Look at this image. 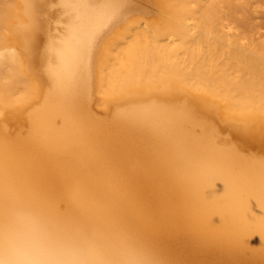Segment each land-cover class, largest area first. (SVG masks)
I'll use <instances>...</instances> for the list:
<instances>
[{
	"label": "bare ground",
	"instance_id": "obj_1",
	"mask_svg": "<svg viewBox=\"0 0 264 264\" xmlns=\"http://www.w3.org/2000/svg\"><path fill=\"white\" fill-rule=\"evenodd\" d=\"M134 1L0 0V264H264L261 0Z\"/></svg>",
	"mask_w": 264,
	"mask_h": 264
},
{
	"label": "rangeland",
	"instance_id": "obj_2",
	"mask_svg": "<svg viewBox=\"0 0 264 264\" xmlns=\"http://www.w3.org/2000/svg\"><path fill=\"white\" fill-rule=\"evenodd\" d=\"M48 1V2H47ZM123 1H134V0H123ZM138 1V4L140 3H144L145 1V3H147V1H148V3L147 4H145V5H147V6H145L144 4H141L142 5V7L143 8H146V9H148V6L149 5H151V7L149 8V10H151V9H154V7H155V9H156V11H153V12H150V13H146V11H141V10H139V14H137V12H138V10L137 11H135L134 13L135 14H137L138 16H140V18L141 17H143V18H141V20H146V18L147 19H152V17H154V18H156V17H159V14H155V12H157V8H156V6H152L153 4L152 3H154L152 0H137ZM137 1H134L135 2V4L137 3ZM140 1V2H139ZM141 1H143V2H141ZM43 2L44 3H46V6L44 5V3H42L44 6L42 7V4L40 5L39 3L40 2H38L37 3V5H38V8H37V6H35L36 5V2H35V0H32V6H35V8H37L38 9V11L33 15V22L34 23H39V25H43V26H40L41 28H43L44 27V25L45 24H47V30L49 31V32H51L52 34H60V33H64L63 32V30L65 31L66 29H64V28H66V26H67V24H66V18L64 19L63 18V16L65 15V14H63V9H61L62 7H61V0H43ZM150 2H151V4H150ZM155 4V3H154ZM40 5V6H39ZM140 5V6H141ZM145 6V7H144ZM41 7V8H40ZM153 7V8H152ZM154 9V10H155ZM260 9V11H258L257 13H256V19H257V21H258V23L261 25V27L263 28V30H264V0H261V7L259 8ZM62 13V14H61ZM134 13H132L131 14V17L132 18H130V19H132L133 20V18L135 17V14ZM153 15H152V14ZM158 13V12H157ZM145 14H146V16H145ZM150 14H151V17H149L150 16ZM61 15H63V16H61ZM143 15V16H142ZM149 17V18H148ZM60 18H62V20L60 19ZM136 18H139V17H135L134 19H136ZM153 18V19H154ZM42 20H43V22H44V24L43 23H41L42 22ZM44 20H46V22L44 21ZM64 20H65V22H64ZM48 22V23H47ZM65 24H66V26H65ZM51 25V26H50ZM40 27H39V29H40ZM51 29H50V28ZM51 30V31H50ZM113 33H114V31H112L110 34H107L104 38H103V40H102V42H101V44L102 45H104L111 37H112V35H113ZM43 41H44V39H43ZM43 41L41 42L42 44H40L39 45V39H38V43H36V45H35V49L37 48L39 51H40V47H42L41 48V50L43 49V46H44V43H43ZM38 50H36V52L38 51ZM95 92L97 93V91L95 90ZM95 93V94H96Z\"/></svg>",
	"mask_w": 264,
	"mask_h": 264
},
{
	"label": "clouds",
	"instance_id": "obj_3",
	"mask_svg": "<svg viewBox=\"0 0 264 264\" xmlns=\"http://www.w3.org/2000/svg\"><path fill=\"white\" fill-rule=\"evenodd\" d=\"M24 6V16L30 19L32 11V0H21ZM28 25L20 22L16 25V31L23 34L27 30ZM18 58V52L15 48L0 49V62L7 61L8 63H15Z\"/></svg>",
	"mask_w": 264,
	"mask_h": 264
}]
</instances>
